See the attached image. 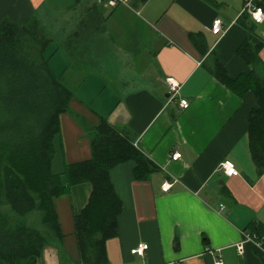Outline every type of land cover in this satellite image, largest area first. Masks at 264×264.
Instances as JSON below:
<instances>
[{
    "label": "crops",
    "instance_id": "obj_1",
    "mask_svg": "<svg viewBox=\"0 0 264 264\" xmlns=\"http://www.w3.org/2000/svg\"><path fill=\"white\" fill-rule=\"evenodd\" d=\"M242 4L0 0V21L9 16L24 24L36 17L47 28L52 42L44 57L53 74L63 72L73 92L59 115L54 171L90 158L89 132L101 119L130 138L154 167L144 179L135 177L133 160L109 171L122 210L117 234L104 243L107 264H213L217 256L223 264H264L250 244L242 253L237 250L251 223L264 227V171L257 172L248 136L247 116L257 101L252 91L238 95L212 72L218 59L230 79L253 68L264 81V20H251L262 41L259 63L251 67L236 51L247 36L237 23ZM93 6L103 29L78 41V28ZM217 17L228 27L221 37L211 32ZM168 77L180 84L179 96L189 102L186 109L168 99ZM173 151L181 158L171 160ZM225 159L239 175L220 170ZM173 177L178 181L162 191L161 183ZM90 189L89 183H79L55 199L63 237L51 239L36 264H83L74 215ZM140 243L148 245L144 255L131 254Z\"/></svg>",
    "mask_w": 264,
    "mask_h": 264
},
{
    "label": "trees",
    "instance_id": "obj_2",
    "mask_svg": "<svg viewBox=\"0 0 264 264\" xmlns=\"http://www.w3.org/2000/svg\"><path fill=\"white\" fill-rule=\"evenodd\" d=\"M255 3L264 11V0ZM101 19L97 9L91 7L78 28L77 40L102 30ZM237 23L247 31L237 54L253 67L259 63L257 53L262 41L253 32L254 23L248 15H239ZM51 42L50 32L36 17L24 24L9 16L0 21V264H36L41 249L51 239L63 237L55 199L83 182L89 183L91 189L86 204L74 215L80 260L83 264H107L104 243L117 234V217L122 210L109 171L120 162L133 160L135 177L144 179L154 167L130 138L101 119L89 132L90 158L66 163L62 170L53 171L59 115L67 110L73 92L63 82V72L53 74L44 57ZM212 68L213 74L238 95L249 90L255 95L257 107L247 116L249 150L261 173L264 81L253 68L248 74L230 79L218 59ZM6 208L21 216L40 212V227L14 221L4 211ZM248 228L264 247V227L251 223ZM250 246L264 261L263 251Z\"/></svg>",
    "mask_w": 264,
    "mask_h": 264
},
{
    "label": "built area",
    "instance_id": "obj_3",
    "mask_svg": "<svg viewBox=\"0 0 264 264\" xmlns=\"http://www.w3.org/2000/svg\"><path fill=\"white\" fill-rule=\"evenodd\" d=\"M242 1L243 4L239 15L246 14L250 18V20H252L254 23H261L264 20L263 9L255 3V0H242ZM126 2L127 0H112V3L114 5L117 3H126ZM227 28L228 27H225L223 25L222 20L219 17L213 19L211 23V32L215 35H218L219 37H221L226 32ZM165 81L168 87V95H169L168 99L170 101L176 100L178 106L181 109H186L189 106V102L187 99L179 96L180 84L170 77L166 78ZM179 158H181V153L179 151H173L170 154L171 160H178ZM219 168L224 174L228 176L239 175L238 170L236 169L234 163L231 160L228 159L223 160L220 163ZM176 181H178L176 177H173L171 180L165 179L161 183V190L164 192L168 191L171 188L172 184ZM245 244H252L255 247L259 248L264 253V247L261 241L257 240L254 234H250L248 232L243 233V238L237 245V250L239 253L243 252V248ZM147 248L148 245L146 243H140L137 246L133 247L130 250V253L133 255L143 256ZM213 264H223V262L221 261V258L217 256Z\"/></svg>",
    "mask_w": 264,
    "mask_h": 264
},
{
    "label": "rangeland",
    "instance_id": "obj_4",
    "mask_svg": "<svg viewBox=\"0 0 264 264\" xmlns=\"http://www.w3.org/2000/svg\"><path fill=\"white\" fill-rule=\"evenodd\" d=\"M87 72H92V71H87ZM53 168L56 169V166H54ZM8 209L9 208H6L4 211L8 214L9 217L11 216L14 221H16L17 219L20 223L26 224L32 228L40 227V216H41L40 212L33 211L25 216H21L16 214L14 211Z\"/></svg>",
    "mask_w": 264,
    "mask_h": 264
}]
</instances>
